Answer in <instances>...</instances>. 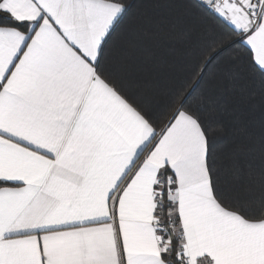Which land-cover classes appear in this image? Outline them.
I'll return each instance as SVG.
<instances>
[{
    "label": "snow or ice",
    "instance_id": "6c2138e0",
    "mask_svg": "<svg viewBox=\"0 0 264 264\" xmlns=\"http://www.w3.org/2000/svg\"><path fill=\"white\" fill-rule=\"evenodd\" d=\"M0 264H264V0H0Z\"/></svg>",
    "mask_w": 264,
    "mask_h": 264
},
{
    "label": "trees",
    "instance_id": "16d2710c",
    "mask_svg": "<svg viewBox=\"0 0 264 264\" xmlns=\"http://www.w3.org/2000/svg\"><path fill=\"white\" fill-rule=\"evenodd\" d=\"M164 87H166V85H161V89H163ZM230 147L231 145L227 139L218 136L216 150L219 154H226L229 151Z\"/></svg>",
    "mask_w": 264,
    "mask_h": 264
}]
</instances>
